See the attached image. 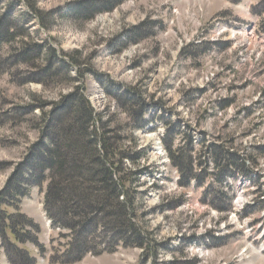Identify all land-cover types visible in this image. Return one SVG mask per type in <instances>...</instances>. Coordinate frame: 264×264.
I'll return each instance as SVG.
<instances>
[{
	"label": "rangeland",
	"instance_id": "obj_1",
	"mask_svg": "<svg viewBox=\"0 0 264 264\" xmlns=\"http://www.w3.org/2000/svg\"><path fill=\"white\" fill-rule=\"evenodd\" d=\"M238 4L0 0V35L9 26L23 34L0 52V202L38 166L37 149L56 139L55 119L70 121L69 97L82 92L119 137L122 168L138 178L132 188L127 184L136 230L117 248L100 235L95 243L104 248L96 250L93 240L74 264H264V11ZM92 5L96 12L88 20L84 9ZM14 48L33 53L35 61L25 64ZM76 53L79 64L67 63ZM172 143L180 169L172 164ZM228 150L253 169V181L234 179L228 169L229 179L213 176L212 153ZM193 166L199 179L189 181ZM48 184L29 186L18 208L4 207L16 219L24 214L39 223L42 250L18 243L35 264H52L67 245V232L48 224ZM7 225L0 222V264L16 260L12 249L10 260L2 248L6 238L15 239ZM16 227L11 232L19 236ZM87 229L83 235L95 234Z\"/></svg>",
	"mask_w": 264,
	"mask_h": 264
},
{
	"label": "trees",
	"instance_id": "obj_2",
	"mask_svg": "<svg viewBox=\"0 0 264 264\" xmlns=\"http://www.w3.org/2000/svg\"><path fill=\"white\" fill-rule=\"evenodd\" d=\"M120 1L104 0L110 6L118 4ZM235 1L239 2V0ZM257 2L252 9L255 14L264 11V0H257ZM90 7L92 10L91 8L84 9V12L86 9V12H89V14L86 13L87 16L84 15L88 20L92 19L93 12H96L94 5ZM259 9L261 10L257 13ZM78 12L74 14L77 15ZM22 35L19 28L15 26L3 29L0 35V52H2V46L5 44H10L13 48L14 41ZM24 48L26 49V47ZM14 50L19 51V60L25 64H31L35 61L33 53L16 48ZM48 51L52 54L55 53L52 48H49ZM79 56L80 54L76 53L68 57L67 63L70 62V65L79 64V61H77ZM59 63L62 67L67 65L66 61ZM49 76L54 77L51 74ZM69 99L70 107L72 104L70 121H64L60 118L55 119L59 123V129L55 130L56 139L47 138L44 140L45 142L41 140L43 142L41 148L37 149L39 154L36 155V159H32L38 163V166H34L35 168L30 166L29 170L22 176L24 184L21 180L17 184V181L14 187L8 189L7 197L9 199L0 202V210L4 215L0 217V222L8 224V230H6L15 238L14 241L6 238V243L2 240V248L5 252H8L10 260L13 257L16 258V264H35V259L30 257L28 251L17 243L31 242L40 250L43 249L39 240L40 226L24 214L18 213L20 217L16 219L15 215L4 209V207L18 208L21 198L28 196L30 192L28 187L32 185L42 186L49 181L44 201L46 215L51 220L54 229L60 228L67 232L64 235L67 238L66 249L58 255V258L51 257L52 264H74L92 250L93 240L95 248L100 245L101 242L95 243V238L100 235L106 236V243H111L117 248L124 245L125 241L131 238L128 234L134 233L136 230L133 226L135 197L133 189H129L127 184L132 188L133 183L138 178L129 169L122 168L126 157H123L125 154H121L119 160L120 156L117 148L119 137L113 135L114 132L106 129V124L95 115L89 101L82 92L74 94ZM141 100L142 98L137 101L138 107ZM143 107H146V105ZM143 107L141 108L144 110ZM49 117L50 114L44 115V119ZM143 120L144 115L141 114L140 121L146 123ZM168 149L172 156V164L180 169L178 166H181L182 163L179 154L175 153L177 148L175 149L172 143L171 147L168 146ZM191 149H194V145ZM227 152L226 155H221L219 152L212 153V166L216 171L213 176H216L215 178L220 179V181L228 178L224 175L228 169L230 172L228 176L234 179L244 176L253 181V169L243 159L240 160L237 154H232L229 150ZM31 157L32 155H29L28 161ZM224 159L229 161V165L225 163L226 161L224 162ZM200 166H203L206 170L208 168L207 164L205 166L201 164ZM195 167L191 168L192 175H187L189 181L197 178L194 173ZM185 171L186 169L183 171V176ZM60 205H62L61 211L57 210ZM20 219L24 220L22 225L19 224ZM104 223L111 225L113 231L104 227ZM16 225L19 229L16 232L21 233L19 236L11 232ZM23 227H28L29 232H21ZM87 228H90L95 234L99 232V235L90 236L89 234L92 233H87V236L83 235L82 233ZM102 248L104 247H97L96 250ZM11 249L13 257H11ZM15 262L12 260L11 263L15 264Z\"/></svg>",
	"mask_w": 264,
	"mask_h": 264
},
{
	"label": "crops",
	"instance_id": "obj_3",
	"mask_svg": "<svg viewBox=\"0 0 264 264\" xmlns=\"http://www.w3.org/2000/svg\"><path fill=\"white\" fill-rule=\"evenodd\" d=\"M249 2L250 0H243V3L241 5H245L247 7L249 5ZM241 5H240V9L242 7Z\"/></svg>",
	"mask_w": 264,
	"mask_h": 264
},
{
	"label": "bare ground",
	"instance_id": "obj_4",
	"mask_svg": "<svg viewBox=\"0 0 264 264\" xmlns=\"http://www.w3.org/2000/svg\"><path fill=\"white\" fill-rule=\"evenodd\" d=\"M252 36V35H251ZM250 36V37H251ZM249 37V38H250ZM251 38H254L253 36L251 37ZM255 40H257V39H255ZM249 41V40H248ZM249 43H252V41H249ZM253 43H255V42H253ZM159 156H162V154H159ZM164 156V155H163ZM162 158V157H161ZM163 159H165V157L163 158ZM241 200V201H240ZM239 201H240V203H243V199H239ZM28 251V250H27Z\"/></svg>",
	"mask_w": 264,
	"mask_h": 264
}]
</instances>
